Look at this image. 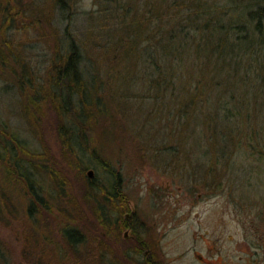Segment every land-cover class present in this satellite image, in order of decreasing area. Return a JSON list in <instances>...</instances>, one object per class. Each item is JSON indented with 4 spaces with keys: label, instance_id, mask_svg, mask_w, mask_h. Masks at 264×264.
Listing matches in <instances>:
<instances>
[{
    "label": "rangeland",
    "instance_id": "rangeland-1",
    "mask_svg": "<svg viewBox=\"0 0 264 264\" xmlns=\"http://www.w3.org/2000/svg\"><path fill=\"white\" fill-rule=\"evenodd\" d=\"M5 1L23 11L21 24L29 25V16L25 15L28 10L38 13L40 24L37 29L27 26L3 31L1 12L5 6H0V122L10 133L17 132L31 151L40 153V163L47 166L34 168L31 174L37 188L34 193L41 198L33 200L22 176L0 158V264H42L40 234L60 233L63 237L64 228L84 229L83 234L98 233L107 226L106 199L137 211L156 229L157 238L167 233L162 243L168 245L165 249L170 253L176 251L171 244L176 243L178 235L182 237L181 244H192L194 234L201 230L219 233L223 244L252 245L253 259L260 264V255L255 258L259 252H255V245L264 243V55L256 60L259 53L254 56L252 49L250 57L240 52L220 62L215 54L198 59L197 70L204 76L199 110L192 121L199 124L192 123V129L197 125L196 133L187 138L200 141L187 139L185 148H189L191 159L183 156L184 161L174 162L172 154L163 153L165 144L174 141L166 133L169 118L152 95L144 93L148 84H134L132 74H120L118 69L111 74L104 67V50L109 42L105 33L111 26L101 22L105 0H69L73 10L71 25L68 14L60 15L56 0ZM223 1L226 0L211 3ZM110 7L116 13V6ZM67 27L83 46L86 58L98 63L99 80L113 81L114 101L109 115L99 117L86 134L89 147L107 161L112 173L85 145L88 151L79 156L86 166L82 167L77 155L64 147L60 138L64 119L48 80L52 57L60 45L57 39ZM256 49L260 52L259 46ZM26 68L28 79L39 85V91L19 84V76ZM135 75L145 77L144 73ZM35 96L40 100L30 104ZM163 107L166 109V104ZM224 134L231 137L226 146L228 155L225 159L219 156L215 167L204 165L211 156L201 158L202 151L215 149L220 154L217 139ZM201 164L203 167H197ZM116 177H120L119 185L115 184ZM123 197H127L124 204ZM118 217L110 213L108 221L114 224ZM230 238L234 240L228 241ZM62 244L60 240L59 248ZM78 249L85 253L84 244Z\"/></svg>",
    "mask_w": 264,
    "mask_h": 264
},
{
    "label": "trees",
    "instance_id": "trees-1",
    "mask_svg": "<svg viewBox=\"0 0 264 264\" xmlns=\"http://www.w3.org/2000/svg\"><path fill=\"white\" fill-rule=\"evenodd\" d=\"M3 1L0 0V6H5L4 9L1 8L3 31L26 29L27 26L34 29L39 27L38 13L28 10L25 15L29 16L30 23L21 24L24 16L20 15L23 11L17 5ZM105 2L106 8L100 13L101 22L111 25L105 33L109 41L106 44L108 48L104 50L107 53L104 59L105 69L111 74L113 69H118L120 74H132L134 84L139 81L144 85L148 84V90H144V93L146 96L152 95L157 105L162 106L169 118L165 126L167 137L169 135L174 139L165 144L163 153L172 154L174 162H180L181 159L184 161L183 156L190 160L192 155L185 145L187 147V135H194L199 124L192 119L197 117L199 110L198 98L201 97L200 85L204 76V73L201 75L197 70L198 59L215 54L220 62L226 56L231 58L240 52L250 57L253 49L254 56L259 53L256 59L259 60L264 55L261 51L264 50V0H226L222 4H212V0ZM56 3L60 15L68 14L66 18L71 25L73 10L69 0H56ZM112 4L116 6V13L112 12ZM116 23L118 25L115 26ZM66 30L63 36L58 37L60 45L51 60L49 90L53 93L57 109L64 119L59 132L61 141L64 147L77 155L78 163L86 167L80 159L90 148V138L86 134L99 117L109 115V106L114 101L113 81L99 80L98 63L92 58H86L83 46L72 36L68 27ZM217 35L219 40H213L212 37ZM258 46L260 52L256 49ZM27 70L29 69L26 68L20 74L19 84L22 88L28 85L31 90L39 91V85L33 83L31 78L28 79ZM138 73H144L145 77L135 75ZM39 100L35 96L29 103L34 105ZM165 104L166 109L163 107ZM200 111L205 113L201 109ZM192 123L197 124L194 129L191 128ZM207 125L213 128L211 122L208 121ZM19 138L17 132L10 133L7 126L0 122L1 160L9 164V169L22 176L31 190L33 200H41L34 193L37 188L32 182L31 174L34 168L41 170L47 164L40 163L43 159L41 154L31 151L25 140ZM191 140L196 143L200 141L189 138L188 142ZM217 141L221 145V153L215 149L205 153L202 151L201 158L207 159L211 156L204 165L215 167L219 156L225 159L228 155L226 146L230 145L231 137L224 134ZM90 154L112 173L107 161L99 157L94 149H91ZM197 167L203 166L201 164ZM116 178L115 184L119 185L120 177ZM30 208L31 211L34 209L33 202Z\"/></svg>",
    "mask_w": 264,
    "mask_h": 264
},
{
    "label": "flooded vegetation",
    "instance_id": "flooded-vegetation-1",
    "mask_svg": "<svg viewBox=\"0 0 264 264\" xmlns=\"http://www.w3.org/2000/svg\"><path fill=\"white\" fill-rule=\"evenodd\" d=\"M126 198L123 197L122 204ZM113 203L105 200L107 226L99 230L100 234H83L81 231L84 229L79 228H64L63 237L60 233L40 234L43 242L40 248L42 264H48V261L52 264H60L61 261L65 264H259L251 254L252 245L223 244L219 233L201 230L194 234L196 239L192 244H181L183 240L178 235L176 243L171 244L176 251L171 250L170 253L165 249L168 245L162 243L167 233H160L157 238L156 229L137 211ZM110 213L119 215L115 226L111 227L109 225L114 224L108 221ZM60 240L62 248H59ZM232 240L234 238L228 239ZM83 244L85 253L78 249ZM255 247V252L259 249L255 258L260 255V264H264V243Z\"/></svg>",
    "mask_w": 264,
    "mask_h": 264
},
{
    "label": "water",
    "instance_id": "water-1",
    "mask_svg": "<svg viewBox=\"0 0 264 264\" xmlns=\"http://www.w3.org/2000/svg\"><path fill=\"white\" fill-rule=\"evenodd\" d=\"M90 177H92V171L89 173Z\"/></svg>",
    "mask_w": 264,
    "mask_h": 264
}]
</instances>
